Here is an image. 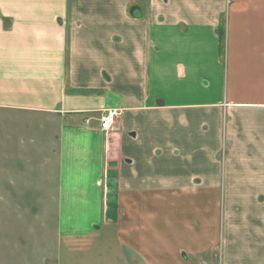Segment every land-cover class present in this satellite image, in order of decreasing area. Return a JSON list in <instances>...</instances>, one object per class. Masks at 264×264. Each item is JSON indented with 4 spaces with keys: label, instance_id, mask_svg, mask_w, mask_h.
Returning <instances> with one entry per match:
<instances>
[{
    "label": "crops",
    "instance_id": "0c3cea01",
    "mask_svg": "<svg viewBox=\"0 0 264 264\" xmlns=\"http://www.w3.org/2000/svg\"><path fill=\"white\" fill-rule=\"evenodd\" d=\"M43 172L58 243L264 264V0H0V173Z\"/></svg>",
    "mask_w": 264,
    "mask_h": 264
},
{
    "label": "rangeland",
    "instance_id": "374dc122",
    "mask_svg": "<svg viewBox=\"0 0 264 264\" xmlns=\"http://www.w3.org/2000/svg\"><path fill=\"white\" fill-rule=\"evenodd\" d=\"M53 176L43 172L37 176L42 186L24 188L15 186L16 175L0 173V264H149L123 242L114 222L92 236L58 243ZM174 264H218V252L183 251Z\"/></svg>",
    "mask_w": 264,
    "mask_h": 264
},
{
    "label": "built area",
    "instance_id": "2783aa9c",
    "mask_svg": "<svg viewBox=\"0 0 264 264\" xmlns=\"http://www.w3.org/2000/svg\"><path fill=\"white\" fill-rule=\"evenodd\" d=\"M116 111H107L102 117L100 126L104 131L109 130L115 122Z\"/></svg>",
    "mask_w": 264,
    "mask_h": 264
}]
</instances>
